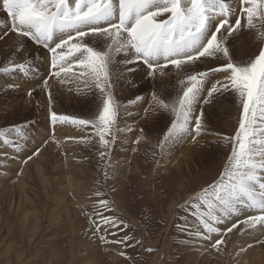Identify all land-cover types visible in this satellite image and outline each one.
Returning a JSON list of instances; mask_svg holds the SVG:
<instances>
[{
    "label": "rangeland",
    "instance_id": "374dc122",
    "mask_svg": "<svg viewBox=\"0 0 264 264\" xmlns=\"http://www.w3.org/2000/svg\"><path fill=\"white\" fill-rule=\"evenodd\" d=\"M261 127L264 0H0V264H264Z\"/></svg>",
    "mask_w": 264,
    "mask_h": 264
},
{
    "label": "bare ground",
    "instance_id": "6f19581e",
    "mask_svg": "<svg viewBox=\"0 0 264 264\" xmlns=\"http://www.w3.org/2000/svg\"><path fill=\"white\" fill-rule=\"evenodd\" d=\"M223 6V5H222ZM40 7V6H39ZM213 7V9H210V12H211V15H212V19L214 20V23L216 22V23H218V22H220V20H224V19H227L228 18V15L226 14V12H225V10L224 9H222L221 8V4H219V2H216L215 4H214V6H212ZM211 7V8H212ZM221 21V22H222ZM225 22H227V21H224V23ZM122 25V24H121ZM102 42V41H101ZM178 64V63H177ZM42 65V64H41ZM172 66V65H171ZM159 74V73H158ZM160 78V77H159ZM204 78V77H203ZM156 79H157V77H156ZM197 82H198V80H197ZM222 83H224V82H222ZM196 85V84H195ZM198 85H200L199 83H198ZM50 86V85H49ZM201 86V85H200ZM210 86V85H209ZM208 87V86H207ZM57 88V87H56ZM58 89V88H57ZM200 89V88H199ZM198 88H197V91L199 90ZM202 89V88H201ZM200 89V90H201ZM207 88H205V90H206ZM59 90V89H58ZM191 90H193V89H191ZM196 90V89H195ZM204 90V89H203ZM203 91V92H206V91ZM44 92V91H43ZM188 93V92H187ZM45 94V93H44ZM44 94H43V99L46 101V103L48 104V106H46L47 107V110H49L50 109V107L51 106H49L50 104L48 103L49 101H50V95L48 94V95H45L44 96ZM199 95H200V93H199ZM184 96V95H183ZM190 96H191V93H190ZM190 96H188V97H190ZM194 96V95H193ZM196 96V95H195ZM198 96V95H197ZM185 97V96H184ZM199 97V96H198ZM207 97V96H206ZM63 98V97H62ZM69 98V97H68ZM209 98V97H208ZM198 99H202V97H200V98H198ZM190 100H192L191 99V97H190ZM194 100V99H193ZM206 100V99H205ZM182 101V100H181ZM206 101H208V100H206ZM183 102V101H182ZM192 102V101H191ZM200 102V101H199ZM51 103V102H50ZM180 103V102H179ZM193 103V102H192ZM192 103H190L191 105H192ZM194 104V103H193ZM200 104H202V102H200ZM200 104L198 103L197 105L198 106H200ZM204 104V103H203ZM184 104H182V106H183ZM206 104H204L203 105V107L205 106ZM180 106H181V104H180ZM190 106V105H189ZM197 106V107H198ZM196 107V106H195ZM181 108H183V107H181ZM180 108V109H181ZM199 108V107H198ZM201 108V107H200ZM146 109V108H145ZM148 109V108H147ZM146 109V110H147ZM52 110V108L50 109V111ZM194 110H195V108H194ZM203 110H205V108L203 109ZM208 110V109H207ZM151 111L150 110H148L147 112H146V114L148 113V115H151V113H150ZM202 112V111H201ZM198 115H199V113H197ZM204 114V113H203ZM196 116V115H195ZM203 116H205V115H203ZM202 116V117H203ZM204 118V117H203ZM203 118H202V120H203ZM181 120H182V118H180ZM184 119V118H183ZM201 120V121H202ZM183 123H185L184 121H182ZM181 123V122H180ZM203 124V123H202ZM263 124V123H262ZM174 126V125H173ZM179 126V125H178ZM182 126V125H181ZM199 126H200V124H199ZM173 128V127H172ZM200 129H201V127H199ZM198 128V129H199ZM191 129V128H190ZM206 129V128H205ZM173 130V129H172ZM178 130V129H177ZM188 130V129H187ZM186 130V132H188ZM193 130V129H192ZM202 130V129H201ZM262 130H264V128L262 129V127H261V131ZM198 131V130H197ZM176 132V131H175ZM185 133V132H184ZM189 133V138L190 137H192V132L191 131H189L188 132ZM195 133H196V130H195ZM264 133V132H263ZM174 134H176V133H174ZM199 134V133H198ZM200 134H201V132H200ZM51 135V134H50ZM182 135H184L183 133H182ZM185 135H187V133L185 134ZM184 135V136H185ZM197 135V134H196ZM262 136H263V134H261ZM171 136H172V134H171ZM170 136V138H172L173 139V137H171ZM173 136H175V135H173ZM187 136V137H188ZM126 137H127V135H126ZM199 137H200V135H199ZM128 138V137H127ZM130 138V137H129ZM169 137H168V140L170 139ZM194 138V137H193ZM195 138H196V136H195ZM260 137H258V138H256V140H258ZM171 139V140H172ZM200 139H202V136H201V138ZM129 140V139H128ZM182 140H185L184 141V145L181 143L182 142ZM181 141H178V143L176 144V145H178V147H176L177 149H178V151H177V155H181L182 157H183V159L185 158V160L187 159V154L188 153H190L189 151L192 149V147L194 146L193 144V146L191 147V146H189V145H186L185 144V142L188 140V138H186V137H184V139H182ZM195 140H198L197 138L195 139ZM264 140V139H263ZM262 139H261V141H263ZM165 141H167V139L165 140ZM193 141V140H192ZM201 141V140H200ZM122 142V141H121ZM167 142H169V141H167ZM166 142V143H167ZM189 141H187V143H188ZM165 143V142H164ZM169 144L170 143H167V146H169ZM172 144V143H171ZM171 144H170V146H171ZM175 144V143H174ZM173 145V144H172ZM261 145H264V143L263 144H261ZM122 146V145H121ZM164 146V145H163ZM165 146H166V144H165ZM255 147V146H254ZM258 147H259V145H258ZM258 147H257V149H258ZM261 147V146H260ZM194 148V147H193ZM162 149V148H161ZM166 149V148H165ZM164 149V151H166ZM169 149H170V147H169ZM168 149V150H169ZM199 149V148H198ZM252 149H254L253 147H252ZM48 150V148L46 149V151ZM259 150V149H258ZM262 150V148H260V150L259 151H261ZM254 151H256V149L254 150ZM259 151H256L255 153H256V158H259L260 159V157L262 156V153L264 154V151H261V153H259ZM44 152H45V150H44ZM169 152H170V150H169ZM194 152V151H193ZM197 152V151H196ZM43 153V152H42ZM171 153V152H170ZM45 154V153H44ZM131 154H132V152H131ZM163 154V153H162ZM165 155V154H164ZM163 155V156H164ZM173 155V154H172ZM42 156L43 155H41V160H42ZM118 156V155H117ZM200 156V155H199ZM173 157H175V156H173ZM263 157V159H264V156H262ZM164 158V157H163ZM166 158V157H165ZM254 158V157H253ZM66 159H67V157H66ZM69 159V158H68ZM71 159V158H70ZM168 159V158H167ZM176 159V158H175ZM174 159V160H175ZM181 159V158H180ZM182 159V160H183ZM262 159V158H261ZM16 160V159H15ZM14 160V161H15ZM38 159H31L30 161H33V166H34V169H35V171H36V173H35V175L37 174L38 176V178H40V180L42 181V183L44 182V184H46V182H45V180H46V178L44 177V175H43V173H42V170H41V167L39 166V161H37ZM40 160V159H39ZM43 160H44V157H43ZM47 160V159H46ZM45 160V161H46ZM171 160H173V159H171ZM256 160V159H255ZM44 161V162H45ZM167 161V160H166ZM170 161V160H169ZM177 161V160H176ZM176 161H171V162H175V164H173V165H175L176 166V168H177V164H178V161L176 162ZM257 161V160H256ZM264 161V160H263ZM16 162V161H15ZM20 162V161H19ZM43 162V163H44ZM180 162H181V160H180ZM111 163H112V161H111ZM12 164V163H11ZM29 164H31V162H29ZM261 164V163H260ZM73 166H74V164H72ZM256 165V164H255ZM255 165H254V168H255ZM75 166H77L76 164H75ZM174 166V167H175ZM183 166V165H182ZM262 166V165H261ZM28 167H29V165H28ZM186 167V166H185ZM75 168H77V167H75ZM82 168V167H81ZM114 168H115V165H114ZM180 167H178V169H179ZM257 168V167H256ZM63 169V168H62ZM117 170H118V168H117ZM5 171V170H4ZM24 171V170H23ZM123 171V170H122ZM253 171H255L256 172V170H253ZM25 172H27L26 171V169H25ZM5 173V172H4ZM4 173H3V175H4ZM8 172H6V174H7ZM82 173V172H81ZM250 173H251V171H250ZM5 174V175H6ZM86 174V173H85ZM257 174H258V172H257ZM8 175V174H7ZM76 176V175H75ZM250 176H252L251 174H250ZM256 177V176H255ZM261 177V176H260ZM70 178V177H69ZM72 179H73V177H71ZM76 178V177H75ZM120 178H122V177H120ZM257 178V177H256ZM262 178V177H261ZM260 178V180H262ZM77 179V178H76ZM64 180V179H63ZM74 180V179H73ZM48 181V180H47ZM60 181H62V180H60ZM67 181V180H66ZM60 183V182H59ZM64 183H65V181H64ZM247 183V182H246ZM61 184V183H60ZM66 184V183H65ZM47 187V186H46ZM63 187H64V185H63ZM71 188L70 190H72V191H75L76 192V190H78L77 188H79V185L74 181V183L73 182H70V181H67V184L65 185V187L64 188ZM252 188V187H251ZM21 189V188H20ZM50 189V188H49ZM49 189H46V190H49ZM58 189V188H57ZM62 189V188H61ZM25 190V189H24ZM20 191V190H19ZM63 191V190H62ZM66 191V190H65ZM256 191V190H255ZM257 192V191H256ZM261 192V191H260ZM56 193V192H55ZM78 193V192H77ZM255 194H257V195H259V193H255ZM63 195H64V192H63ZM74 195V194H73ZM78 195V194H77ZM58 196V195H57ZM9 198V197H8ZM81 198V197H80ZM178 198V197H177ZM264 198V197H263ZM6 199V198H5ZM59 200V199H58ZM80 201V200H79ZM16 202V201H15ZM53 202V201H52ZM57 202V201H56ZM9 204V203H8ZM14 206V205H13ZM15 207V206H14ZM73 206H72V204H70V209L72 210V212L74 213V216H76L75 214H77V211H78V208L74 205V209L72 208ZM224 213V212H223ZM70 214H71V212H70ZM259 214V213H258ZM261 216V215H260ZM135 220V219H134ZM259 230V229H258ZM263 231V230H262ZM261 233V232H260ZM204 234V233H203ZM217 234H219V233H217ZM221 234V233H220ZM208 236V235H207ZM219 236V235H218ZM239 237V236H238ZM242 237V236H241ZM245 237V239H246V236H244ZM213 238V237H212ZM243 238V237H242ZM201 239V238H200ZM26 240V239H25ZM211 240V239H210ZM234 241H236V240H234ZM241 241H243V240H241ZM249 241H250V238H249ZM249 241H247V242H249ZM238 242V241H237ZM252 242V241H251ZM257 242V241H256ZM239 243V242H238ZM234 245V244H233ZM239 245V244H238ZM259 245V244H258ZM228 246V245H227ZM233 247V246H232ZM239 247V246H238ZM263 247V246H262ZM236 248V247H235ZM254 248H256V247H254ZM263 249V248H262ZM201 251H202V249H201ZM261 251V250H260ZM259 251V252H260ZM237 252V251H236ZM236 252H233V255L234 254H238V253H236ZM239 252L241 253L242 251H240L239 250ZM247 252V251H246ZM242 255V254H241ZM244 255H245V253H244ZM243 255V256H244ZM213 256V255H212ZM199 257V256H198ZM197 257V258H198ZM205 257H207V256H205ZM235 257V256H234ZM196 258V257H195ZM261 258H262V253H261V255H259V253L257 252V251H252V253H251V255H250V260H248V258H244L243 260H242V264H247V263H250V264H254V263H258V262H260L261 261ZM216 259V258H215ZM214 259V261H216ZM235 259V258H234ZM237 259V258H236ZM242 259V258H241ZM201 260V259H200ZM206 260V259H205ZM212 260V259H211ZM248 260V261H247ZM190 261V260H189ZM240 261V260H239ZM263 261V260H262ZM197 262V261H196ZM209 262V261H208ZM238 262V261H237ZM241 262V261H240ZM155 263V262H154ZM213 263V262H212ZM211 263V264H212ZM157 264V263H156ZM197 264V263H196Z\"/></svg>",
    "mask_w": 264,
    "mask_h": 264
}]
</instances>
